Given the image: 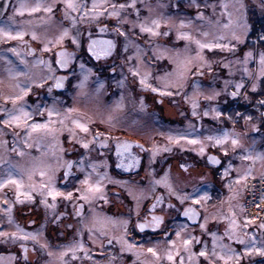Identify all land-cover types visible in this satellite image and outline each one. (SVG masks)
Instances as JSON below:
<instances>
[{"label": "rangeland", "instance_id": "obj_1", "mask_svg": "<svg viewBox=\"0 0 264 264\" xmlns=\"http://www.w3.org/2000/svg\"><path fill=\"white\" fill-rule=\"evenodd\" d=\"M17 2L18 8L21 3L29 7L36 3L43 7L52 5L53 12L41 10L30 14L25 11L17 21L4 20L0 23V28L13 34L23 31L30 36L35 32L38 37L36 41L40 43L42 50L46 45L48 50H53L54 46L71 44L75 50L74 56L77 54L78 58L67 69L70 86L63 91L67 98L65 101L59 91L56 94L53 90L55 68L48 59L39 63L41 58L31 62L24 58L22 60L25 63L20 62L21 66H16L17 52L15 58L11 52L0 47L1 95L9 97L19 92V88L15 86L20 82L19 77L29 84L33 79H43L44 86L39 87L40 99L31 101L25 97L26 110L32 113L28 124L47 123L49 129L55 130L52 134L40 130L28 136L23 124L8 127L0 125V161H3L0 163V178L6 177L9 165H12L15 166V174L22 176L24 181L19 198L15 185H6L0 189V230L11 233L19 225L25 232L40 233L38 241L20 239V234L15 241L10 238L5 241L0 237V264H25V256L27 264H59L57 258L61 251L66 252L64 259L67 264H180L179 257L175 255L174 261L167 260L166 251L170 245L163 233L146 235L135 227L136 221L143 219L148 212L163 216L164 222L160 230H171V239L176 242V248L172 249L174 254L177 249H183L181 240L175 236V231H179L178 226L182 224L188 225L182 236L191 234L199 238L200 243L193 246L197 253L204 247L209 252L212 251L211 233L216 234L217 245L229 244L242 253L243 246L229 241L226 235V231H230L232 220L239 226L237 234L246 241L253 234L258 245L264 241V230L259 228L264 221L252 222L243 216L245 180L236 183L237 178L245 173H250L248 176L264 175V159L257 158L264 156V107L258 103L264 100V96L255 99L256 102L248 107L253 110L252 113L241 111L238 105L247 99L249 91H253L252 84L256 83L258 87L261 80L249 77L244 72L247 67L249 72L258 73L259 55L264 52V41L252 31L256 23H252L254 19L264 14L261 0H196L195 4L192 0H135V8L120 9L119 26L126 36H120L116 32V17L99 15L91 22L82 21L77 12H70L66 17L63 0ZM75 2L86 4L91 9L93 0ZM102 2L103 0H96L97 4ZM132 2L133 0H108V3L117 5H129ZM105 7L108 12L112 10L107 5ZM198 12L203 13L202 20L197 18ZM229 14L233 24L225 28L224 25L229 23ZM146 17L149 23L153 18L160 19L161 27L158 31L169 34L150 36L141 33L139 22L145 21ZM72 18H75V23ZM181 20L186 25L189 20L192 23L182 28ZM237 23H246L247 32L242 27L237 28ZM260 26L264 31V25ZM102 28L105 31H101ZM64 29L68 30V35L63 41L56 43V38ZM233 30L241 36L242 42L232 39ZM181 32L189 33L194 39L203 42L230 43L235 48L201 51L193 41L178 39ZM204 32L208 35H202ZM219 37L224 39L219 40ZM255 37L259 43L255 42ZM73 38L76 39V44L72 43ZM89 39L112 40L115 47L109 56L94 63L88 60L82 50ZM0 40L6 39L0 37ZM198 52L202 59L197 56ZM248 52H252L253 57L245 65L243 61ZM187 58H191V63L181 80L179 73L182 69L178 65ZM81 64L84 65V71H81ZM13 66L16 71L26 72L27 76L12 78L8 70ZM137 66L141 76L148 74V83L152 86L164 89L170 81L181 83L183 87L179 89L180 94L161 96L152 92L151 88H143L139 83L140 77L129 72V68ZM28 78H31L30 82ZM193 82L198 85L197 89L193 88ZM238 83H243L244 87L233 98L231 92ZM49 87H52L51 93L48 91ZM171 90L177 91L175 88ZM215 93L219 95L214 96ZM208 96L214 98L208 100ZM193 100L198 105L195 109L197 116L192 115ZM228 101L231 103L226 108ZM38 105L40 108H37ZM53 106L59 115L49 117L47 108ZM12 108L11 103L5 109ZM213 108L222 113L218 119L215 118ZM68 109L72 111L69 112ZM3 110L4 116L1 117L7 119ZM205 110L209 112L208 116H204ZM237 113L241 115L237 116ZM73 121L84 124L88 131H81ZM100 125L101 130H98ZM225 130L238 136V147L233 148L231 137L224 145L215 147L214 141L207 139L208 136L221 134ZM177 133L187 134L189 139H199L201 143L170 141L169 136ZM70 136L72 139H69ZM99 141L101 147L98 146ZM120 141L132 143L135 153L142 156L141 164L125 174L114 170V145ZM85 143L88 144L87 149L83 147ZM202 146L203 154L199 151ZM165 148L170 151H164ZM208 153L221 158L220 165L210 166L205 160ZM245 155H250L253 159L245 160ZM225 169H228L227 175ZM41 171L47 173L43 178L40 176ZM65 171L68 172L67 177ZM29 174L31 180L28 178ZM165 174L175 189L190 191L192 185H201L202 190L209 194V200L195 206L201 213L198 223L190 224L168 210L169 203L178 201L175 197H169L166 187L154 183ZM48 175L52 176L56 190L65 194L73 193L71 200L58 196L53 202L46 192L42 196L28 188L30 184L38 186L41 182H47ZM85 177L89 180L88 184L82 183ZM97 181L100 182L104 198L97 196L91 200L78 199ZM130 190L138 199L129 194ZM25 193L32 199H27ZM156 197H162V200L157 202ZM5 200L7 204L3 202ZM41 200H45L46 204L54 203L55 207H47ZM8 204L12 205V223H9L8 213L5 211ZM56 217L60 219L56 220ZM129 217L131 222L125 234L122 222ZM245 223H248L247 229H243ZM200 224H205V229L202 230ZM89 228L93 230L91 237ZM245 232L248 234L245 235ZM121 236L142 247L132 252L122 251V244L116 239ZM109 240L111 244L108 243ZM78 242L84 244V250H77L76 259H73V253L67 249ZM41 244L47 247L42 249ZM21 245L27 249L26 252ZM149 247L156 248L160 259L147 252ZM49 251L53 253L52 257H49ZM216 251H220L218 246ZM183 255L184 264H190L188 254ZM195 264H207V261L199 257ZM214 264H224V261L214 258ZM244 264H264V256L253 253L245 258Z\"/></svg>", "mask_w": 264, "mask_h": 264}, {"label": "snow or ice", "instance_id": "obj_2", "mask_svg": "<svg viewBox=\"0 0 264 264\" xmlns=\"http://www.w3.org/2000/svg\"><path fill=\"white\" fill-rule=\"evenodd\" d=\"M63 3L65 5V16L68 17L70 12H77L82 21L87 20L88 22H91L92 20L96 19L97 16L99 15H108V16H112V17H116L118 20V24L116 27V32L119 33L120 36H126V33L122 30V28L119 26V17L121 16V12L120 9H124L125 7H131V8H135V0H133V2L129 5H125V4H115V3H108V0H103V2L101 4H97L96 0H93L92 3V8L88 9L86 4H82V3H77L75 2V0H63ZM192 3L195 4L196 0H192ZM105 5H107V7H110L112 10L110 12L107 11V8L105 7ZM197 7H199V5H197ZM240 7L242 8L243 5L241 4ZM261 7L264 8V0H261ZM43 10L46 13H52L53 12V6L49 5L46 7H43L40 3H36L34 6H27L24 3L20 4V7L16 9V13L23 15L25 11L31 13H36ZM149 12H151V8H149ZM230 15V19H229V23L225 24L224 27L228 28L230 25L233 24V21L231 19V14ZM137 18L139 19V10L137 9ZM197 18L198 19H203V13L202 12H198L197 13ZM9 22H13V18L10 16L9 18ZM73 23H75V18H72ZM165 23H167L165 21ZM192 21L189 20L187 22V25L185 24V21L181 20L180 22V26L186 27L191 25ZM161 27V20L160 19H156L153 18L150 20V23L148 22V18H145V21H140L139 22V29L141 33H147L150 36H159L161 34H163L164 36H167L169 33L168 32H163L160 33L158 31V29H160ZM237 28L242 27L244 32H247V24H243L240 25L239 23L236 24ZM101 31H105L104 28L101 29ZM25 33L23 31H17L15 34H13L11 31L5 29V28H0V37L5 38L6 40H23ZM68 35V30L64 29L60 35L56 38V43H60L61 41H63V39ZM202 35L207 36L208 33L204 32L202 33ZM232 39L237 41V42H242L241 40V36L237 34V32L235 30L232 31ZM37 35L35 32L32 33V39H37ZM178 39H184L186 41H193L198 49H200L201 51L204 49H208V50H212L214 48H220V49H229L235 48V45H232L230 43H219V42H203L200 39H194L189 33L186 32H181L178 34ZM219 40H223L224 37H219ZM261 40L264 41V36L261 37ZM49 43H51V41H49ZM73 44H76L77 41L75 38H73L72 40ZM115 47V44L113 43L112 40H90L89 45H88V52L97 60L100 59L101 57H107L111 54V50ZM138 47V46H137ZM45 51L48 50L47 45L45 46ZM9 51L16 53V49L15 48H11L9 49ZM29 52L31 53V50H29ZM18 55V53H17ZM197 56L199 58L202 59V57L200 56V53H197ZM253 57V53L252 52H248L245 54V58L243 63L245 65L248 64L249 59H251ZM69 54L61 52L57 54V59H56V64L62 68V69H67L68 68V64H69ZM129 59L131 60V57H129ZM9 63H11L9 61ZM21 63H25V61L21 60ZM40 63H44L43 61H41ZM191 63V58H187L185 59L183 62H181L180 65H178L179 68L182 69V71H180L179 73V78L182 80L184 78V76L186 75V73L188 72V65ZM81 71H84V65L81 64L80 65ZM9 75L12 76V78L18 77V76H27L26 72H20V71H16L15 67L13 66L12 68H10L9 70ZM51 71V69H50ZM90 71V70H89ZM198 71V69H197ZM129 72L132 73L133 76H137L140 77L139 83L143 86V88L147 89V88H151V91L154 93H159L161 96H173V95H179V89L183 87V85L181 83L178 82H168L164 89H161L159 87H155L152 86L151 84L148 83V74H145L144 76H141L140 74V69L139 66L135 67V68H129ZM244 72L249 76V77H256V79H260V78H264V52H261L259 55V65H258V73L257 72H249L248 68L245 67L244 68ZM202 74V73H201ZM51 78V77H49ZM31 79V78H30ZM68 77L67 76H61V77H55V84L52 87L55 88H63L64 87V83L65 80H67ZM83 82H81L82 84ZM35 85L37 87H43L44 86V81L43 79L41 80H31V84L29 83H24L21 84L19 81L16 83V87L20 89V92L14 96H9V97H5V100H11V103L13 104V108L11 110L8 109H4L3 111L6 112L7 115V119H2L0 120V123L4 124L6 127L11 126L13 124H15L16 126H20L21 124H23L24 129H25V133L28 136H31V134L33 132H37L40 130H46L49 134H52L55 130L54 129H49L48 128V124H40V123H31L28 124V121L32 119V113H30L29 111L26 110V101H25V97L28 96L29 91L31 90V86ZM121 86L123 85V81L120 82ZM193 88L197 89L198 85L196 84V82H193ZM52 87H49L48 91L49 93H51L52 91ZM244 84L243 83H238L235 86V90L231 92V96L233 98H236L240 92L241 89H243ZM256 83L252 84V90L255 91L256 90ZM175 88L177 89V91H172L171 89ZM219 93H215L214 96H218ZM214 96H208L206 97V99L211 100L214 98ZM185 99H188L187 93H185ZM140 102L141 105H143V97L140 98ZM262 107H264V100H261L258 102ZM117 107H120L119 104L116 105ZM197 103L195 100L192 101V107H193V112L192 115L193 116H197L198 113L195 111V109L197 108ZM37 108H40V106L38 105ZM69 112L72 111V109H68ZM212 111L215 113V118H219L222 113L217 110L216 108H213ZM47 113L49 117H52L53 115H59V112L57 111V109L53 106V107H49L47 108ZM41 114H43V110H41ZM209 112L207 110H205L204 112V116H208ZM240 113H237V116H240ZM231 119V117H229ZM109 119H111V117H109ZM246 119H251V117H246ZM61 123H63V121H61ZM73 123L76 124V126L84 132L88 131V128L82 124L79 123L78 121H73ZM231 137V144L233 146V148H236L239 146L240 144V140L238 138V136H235L231 133H229L227 130L223 131L221 134L218 135H210L207 137V139L209 141H214V147L215 146H221L224 145L226 141L229 140V138ZM69 139H72V137L70 136ZM169 140L170 141H175V142H179L180 140H188L189 143L191 144H198L201 143L199 139H189L187 134L184 133H177L175 136H169ZM83 147L85 149L88 148V144H83ZM121 146L118 145V150ZM130 147V145L128 144H124L123 148L125 150H127ZM15 150V149H13ZM164 151H170V149L165 148ZM200 153L203 154L204 153V147H200L199 149ZM18 154H23V153H18ZM225 155H227V151L225 150ZM260 159H264V156L261 157H257ZM213 163L219 164L220 161L216 160L214 157H210L209 158ZM243 159L248 160V159H253L252 156L250 155H245L243 156ZM3 161H0V163H2ZM69 166H71V162H68ZM15 166L9 165V168L7 170V175L6 177L0 178V189L4 188L6 185H15L16 190H17V197L19 198V196L21 195L20 190L24 187V181H23V177L16 175L15 172L13 171ZM119 167V165H118ZM181 167H184L183 165ZM65 176L67 177L68 172L65 171ZM228 174V169H225V175ZM250 173H245L244 176L238 177L236 180V183H240V181L242 180H247L248 175ZM45 175H47V173L45 171H41L40 172V176L43 178ZM28 178L31 180V174H29ZM82 183L84 184H88L89 180L87 177H85V179L82 181ZM155 184H162L164 187H166L168 189V195L169 197H175V200L178 201V203H169L167 205L168 210L175 212L176 216L180 217H186L188 220H195V218L197 217L198 213L196 211V207L197 205H200L202 201H207L210 199L209 194L206 191L202 190L201 185H192L191 190L188 191L186 189H175L173 188V186L168 182V178H167V174H165L164 177H162L160 180H157L154 182ZM28 188L32 191V192H39L42 196L45 194H47V196L51 197L53 202H55L56 198L58 196H63L65 199L67 200H71L73 193L72 192H68V193H63L60 192L58 190L55 189L53 183H52V176L48 175V180L47 182H41L38 186L36 184H30L28 185ZM130 195H134L133 192L130 190L129 192ZM26 198L31 200L32 197L30 195H28L27 193H25ZM97 196H99L100 198H104L103 193L101 191V185L100 182L97 181L95 185L90 186L87 191L85 193H83L80 197H78V199H83V200H91L93 198H96ZM134 198L138 199L135 195ZM157 202H160L162 200V197H156ZM189 201L191 203H189ZM4 203H8L7 200L3 201ZM42 204H46L45 200H41ZM47 207L50 208H54L55 204H46ZM155 207V205H154ZM257 207L259 208V204H257ZM5 211L8 213V220L9 223H12V216H11V211H12V205L8 204L7 208L5 209ZM262 211H264V209H262ZM80 215L79 209L77 210V216ZM60 217H56V220H59ZM95 220V218H94ZM131 222V218L129 217V219L124 220L123 226L125 228V234H127V230H128V225ZM163 223V219L160 216H152L151 217V221L150 222H145V223H137L135 225V227L141 231H143L145 228L148 227H152L153 231L160 229L161 225ZM67 227L71 228L72 225H67ZM179 231H175V236L181 240L182 245H183V249L182 251L177 249V251L175 252V254L173 253L172 249L176 248V242L173 241L171 239L170 236V232L171 230L164 232V236L167 239L168 244L170 245L169 249L166 251V257L168 261H174V255L175 257H179L180 259V264H184V253L188 254V260L190 262V264H195L197 258L199 257H203L205 261H207V264H214V258H218L219 260L224 261V264H230V262H234V264H244V260L246 257L252 255L253 253L258 254L260 256H264V241H261V243L258 245L257 244V240L255 235L253 234L251 236V239L249 241H246L245 239H243L242 237H240L237 234V229H238V225L236 224L235 220H232L230 223V231H226V235L228 236V240L235 242L239 245L243 246V251L242 253L240 251H237L235 248L231 247L229 244H223L220 243L219 245H217V240H216V234L215 233H211V235L213 236V249L211 252H209L207 250L206 247L201 248V250L197 253L193 250V246L195 244H199L200 240L198 237H196L195 235H187V236H182V232H184V230L188 227V225L186 224H182L179 225ZM200 228L203 230L205 229V224H200ZM248 228V223H245L243 225V229H247ZM259 228L261 230H264V222H262L259 225ZM89 236L91 237L93 235V230L92 228H89ZM18 234H20V239L23 240H28L31 239L33 241H38V237L40 235L39 232H25L23 228H21L19 225H16V231L8 233L6 231L0 230V237H3L5 241H7L9 238L13 241H15L18 237ZM248 233L245 232V235H247ZM101 235H103V233H101ZM117 242L122 244V251H129L132 252L137 248L142 247V245H139L135 242H130L129 239L125 238V236H121V237H117ZM109 244H111V240L108 241ZM217 246L220 248V251L217 252L216 248ZM21 247L23 248V250L26 252L27 249L24 248L23 245H21ZM40 247L42 249L46 248L47 245L45 244H41ZM35 250V248H34ZM77 250H84V244L83 243H76L74 245H72L70 248L67 249V251H71L73 253V259H76L75 256V252ZM147 252L151 253L153 257H156L157 259H160V254L158 253V251L156 250L155 247H149L147 248ZM49 257L53 256V253L51 251L48 252ZM66 255L65 251H61L59 254V257L57 258L59 260V264H67V262L65 261L64 257ZM85 255H87V253H85ZM90 258V257H89ZM24 262L25 264H27V256L24 257Z\"/></svg>", "mask_w": 264, "mask_h": 264}, {"label": "flooded vegetation", "instance_id": "obj_3", "mask_svg": "<svg viewBox=\"0 0 264 264\" xmlns=\"http://www.w3.org/2000/svg\"><path fill=\"white\" fill-rule=\"evenodd\" d=\"M4 1H6V0H0V7H1V5L3 4ZM17 8H18L17 0H7L6 6H5L2 14L0 15V23H2L4 20L8 19L10 16L13 18V21L19 20L21 15L16 13V9ZM90 40H94V39H89L84 44V47H83L82 50H83V53L88 58V60H90L91 62L96 63L100 59H103L104 57H101L100 59L97 60L96 58H94L88 52V45H89ZM0 47H4L6 51H9V49H11V48H15L16 49V52L18 53V55H17L18 60H17L16 66H19L21 60L24 59V58L28 59V61H30V62L34 61L36 58H39V59L41 58L40 61H43V62H44L45 58L48 59L49 62L51 63V65H53L54 68H55L54 74H53V80H54L53 85L56 82L55 81V77H58V76L59 77H61V76H67L68 77V79L65 80L63 88L58 89V88L53 87V90L55 91V93L58 94L57 91H59L60 92L59 94L64 96V100L66 101L67 98H66L65 94L63 93V91L68 90L69 86H70V79H69L68 70H67L68 68L67 69L60 68L56 64V59H57V54L58 53H61V52L67 53V54H69V57H70L68 67L70 65H72L76 61V59L78 58V55L76 54L74 56L73 52L75 50H74V48H73V46L71 44L54 46L53 50L45 51V50H42L40 48V43H38L36 41V39L35 40L32 39V36H30V35H24L23 40H0ZM4 48H3V50H4ZM29 50H31V53L29 52ZM9 52H11V51H9ZM11 53H12L11 55H13V57L16 58V54L13 53V52H11ZM19 78H20V83L23 84L24 83V79H22L21 77H19ZM30 80L31 79L28 78V82H30ZM0 90H1V88H0ZM39 91H40L39 87L31 86V90L29 91V94H28V96H26V98L28 100H31V101L39 100L40 99L39 98ZM19 92H20V89H19ZM19 92L15 93L14 95L18 94ZM14 95H12V96H14ZM10 105H11V100H7L6 101L5 97L1 95V91H0V120H2L1 116H4L2 110L5 109V108H8ZM0 125L5 126L2 123H0ZM98 130H101V125H100V127H98ZM97 136L98 135H95V137H97ZM118 143H122V142L120 141ZM118 143H115L114 149L116 147V144H118ZM122 144L130 145V147L128 148L129 150L128 149L125 150V153L126 152H129V153L132 152V148H133L132 143H122ZM98 146L99 147L102 146L101 141L98 142ZM133 152L135 153L134 149H133ZM205 160H206V157H205ZM196 209H198V208L196 207ZM154 215L162 217L163 222H164V218H163L162 215H158V214L153 213V212H148L147 216L143 217V219H141V220H137L136 224L138 222H143V223L150 222L151 221V217L154 216ZM200 216H201V213H200ZM180 218L184 219L186 222L189 223L187 218L181 217V216H180ZM199 220H200V217H199V219H198V221L196 223H198ZM158 232H161V233L164 234V232H162L160 229H157V230L153 231L152 227L145 228L142 233H146V235H149V234L153 235V234L158 233Z\"/></svg>", "mask_w": 264, "mask_h": 264}, {"label": "built area", "instance_id": "obj_4", "mask_svg": "<svg viewBox=\"0 0 264 264\" xmlns=\"http://www.w3.org/2000/svg\"><path fill=\"white\" fill-rule=\"evenodd\" d=\"M258 30L259 32H257ZM253 33L255 36H260V38L264 36V31L261 30L259 24H256ZM255 42L259 43L256 37ZM257 204H259V208ZM262 209H264V175L248 176L244 183L243 216L252 222L264 221V211Z\"/></svg>", "mask_w": 264, "mask_h": 264}, {"label": "trees", "instance_id": "obj_5", "mask_svg": "<svg viewBox=\"0 0 264 264\" xmlns=\"http://www.w3.org/2000/svg\"><path fill=\"white\" fill-rule=\"evenodd\" d=\"M256 21V23H255ZM252 23H255L253 26V29L255 28L256 24H262L264 25V14L259 16L257 19H254V21ZM252 29V28H251ZM252 29V31H253ZM252 31L250 30V32L252 33ZM260 96H264V78H261V80L259 81V85L257 87V89L255 91H249V94L247 96V99H245V101L243 103H239V109L245 110L246 113H252L253 110H249L248 107L250 105H252L253 103L256 102L255 99H258ZM247 102V104H246ZM231 102L228 101L226 103V108L229 106ZM228 125V124H227ZM118 143V142H117ZM118 145H120L121 147L118 150ZM122 143H118L116 144L115 147V168L114 170L118 173H128V171L130 169H132L135 166H139L142 162V156H139L138 154L133 152V148H132V152H126L125 153V149L123 148ZM129 150V149H128ZM119 165V167H118Z\"/></svg>", "mask_w": 264, "mask_h": 264}, {"label": "water", "instance_id": "obj_6", "mask_svg": "<svg viewBox=\"0 0 264 264\" xmlns=\"http://www.w3.org/2000/svg\"><path fill=\"white\" fill-rule=\"evenodd\" d=\"M6 3H7V0L6 1H4L3 2V4L1 5V7H0V15L2 14V12H3V10H4V8H5V6H6ZM59 77V76H58ZM58 89H60V88H58ZM210 157H214L216 160H219L220 162H221V159L217 156V155H215V154H213V153H208L207 155H206V162L209 164V165H211V166H213V167H217L219 164H216V163H213L209 158ZM196 211H197V213H198V215H197V217L195 218V220H188L189 221V223H191V224H195L197 221H198V219H199V217H200V212H199V210L198 209H196ZM182 217V216H181ZM186 218V217H185ZM138 223H143V222H138Z\"/></svg>", "mask_w": 264, "mask_h": 264}]
</instances>
